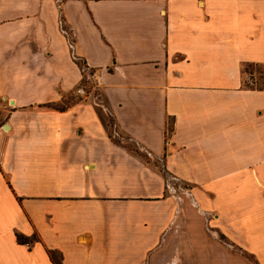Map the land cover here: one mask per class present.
Here are the masks:
<instances>
[{"label": "crops", "instance_id": "1", "mask_svg": "<svg viewBox=\"0 0 264 264\" xmlns=\"http://www.w3.org/2000/svg\"><path fill=\"white\" fill-rule=\"evenodd\" d=\"M245 64L264 0H0V264H264Z\"/></svg>", "mask_w": 264, "mask_h": 264}, {"label": "rangeland", "instance_id": "2", "mask_svg": "<svg viewBox=\"0 0 264 264\" xmlns=\"http://www.w3.org/2000/svg\"><path fill=\"white\" fill-rule=\"evenodd\" d=\"M242 77L243 82L246 86H263L264 85V65L260 64H245L242 67ZM87 87L92 88L93 83L88 82L86 83ZM94 93L97 95L98 90L94 89ZM62 105H57V107H61ZM106 123L108 125V128L110 130V134L113 136V138L117 141H119L122 145L127 147L130 150H133L140 154L145 159H148L147 154L143 153L142 150L136 145L135 142H133L130 138L126 137L125 135H122L119 130L115 127L113 119L108 115L106 119ZM55 258L57 261H59V255L55 254Z\"/></svg>", "mask_w": 264, "mask_h": 264}, {"label": "trees", "instance_id": "3", "mask_svg": "<svg viewBox=\"0 0 264 264\" xmlns=\"http://www.w3.org/2000/svg\"><path fill=\"white\" fill-rule=\"evenodd\" d=\"M262 87H264V85ZM16 239L19 243H29L32 241L31 239H28L27 237H24L20 234H16ZM50 257L54 261L55 264H61L60 261L56 260L54 251H50Z\"/></svg>", "mask_w": 264, "mask_h": 264}, {"label": "built area", "instance_id": "4", "mask_svg": "<svg viewBox=\"0 0 264 264\" xmlns=\"http://www.w3.org/2000/svg\"><path fill=\"white\" fill-rule=\"evenodd\" d=\"M99 72H94V76L98 77L99 76ZM86 85L85 84H80L78 85V87L76 88V94L80 97H87V92H86Z\"/></svg>", "mask_w": 264, "mask_h": 264}]
</instances>
